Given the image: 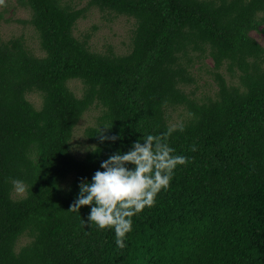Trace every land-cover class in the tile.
<instances>
[{
  "label": "trees",
  "instance_id": "16d2710c",
  "mask_svg": "<svg viewBox=\"0 0 264 264\" xmlns=\"http://www.w3.org/2000/svg\"><path fill=\"white\" fill-rule=\"evenodd\" d=\"M17 2L40 54L24 35L0 37V264H264V47L251 35L264 34V0ZM94 7L134 19L129 51L97 52L74 34ZM205 57L215 88L199 96L192 69ZM93 107L78 156L74 131ZM178 108L186 117L173 124ZM173 125L168 143L188 159L134 214L124 246L112 228L81 223L90 205L69 209L80 180ZM100 127L117 139L100 140Z\"/></svg>",
  "mask_w": 264,
  "mask_h": 264
},
{
  "label": "clouds",
  "instance_id": "9594fccd",
  "mask_svg": "<svg viewBox=\"0 0 264 264\" xmlns=\"http://www.w3.org/2000/svg\"><path fill=\"white\" fill-rule=\"evenodd\" d=\"M106 126V125H104ZM176 126H168L159 133H142L126 151H115L100 161L91 178L79 182V191L69 209L79 210L90 205L87 219L81 223L103 229L112 228L115 243L124 246V237L132 229L134 214L155 203L157 194L169 186L174 170L188 157L176 152L168 143ZM182 129V126H181ZM100 140H116V134H106L99 128ZM195 150L196 145L189 146ZM17 192L25 190L20 178H10Z\"/></svg>",
  "mask_w": 264,
  "mask_h": 264
},
{
  "label": "rangeland",
  "instance_id": "374dc122",
  "mask_svg": "<svg viewBox=\"0 0 264 264\" xmlns=\"http://www.w3.org/2000/svg\"><path fill=\"white\" fill-rule=\"evenodd\" d=\"M66 1L76 8H82L87 4V0ZM30 16L29 9L21 6L17 0H0V37L9 39L13 36L24 35L31 50L40 54L39 39L34 28L29 24L17 21L18 19L28 20ZM134 24L135 21L131 17L117 15L107 10L101 11L94 7L87 12L86 17L77 22L74 34L80 39H83L85 34H90L89 44L94 51L107 53L112 49L117 54H124L129 51L130 36ZM251 35L264 47V34L253 31ZM212 66L211 58L205 57L197 61L192 69L197 79L195 92L199 96L208 95L215 88ZM222 72L225 73V70L222 69ZM69 85L78 95L81 93L82 84L79 80H72ZM29 99L37 106L40 105V98L36 94L29 95ZM99 112V109L93 107L85 113L77 125L72 138V150L76 155H83L91 147L84 135V129L95 122V117ZM185 117L186 111L182 108L171 111L173 124L181 122ZM14 194L20 196L24 194V191H15ZM22 241L24 242L25 239Z\"/></svg>",
  "mask_w": 264,
  "mask_h": 264
}]
</instances>
